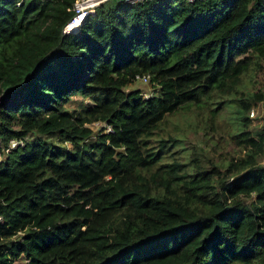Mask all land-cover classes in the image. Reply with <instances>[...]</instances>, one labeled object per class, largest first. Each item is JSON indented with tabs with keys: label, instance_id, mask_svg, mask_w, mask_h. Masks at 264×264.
<instances>
[{
	"label": "trees",
	"instance_id": "1",
	"mask_svg": "<svg viewBox=\"0 0 264 264\" xmlns=\"http://www.w3.org/2000/svg\"><path fill=\"white\" fill-rule=\"evenodd\" d=\"M75 2L0 0V264H264V90L233 101L244 154L222 168L151 145L167 115L255 86L264 0H107L65 34ZM144 74L150 98L127 91ZM52 134L74 147L33 140Z\"/></svg>",
	"mask_w": 264,
	"mask_h": 264
},
{
	"label": "rangeland",
	"instance_id": "2",
	"mask_svg": "<svg viewBox=\"0 0 264 264\" xmlns=\"http://www.w3.org/2000/svg\"><path fill=\"white\" fill-rule=\"evenodd\" d=\"M253 83L249 74L245 76L243 83L239 86L238 93L229 96L217 95L202 106L193 105L189 109H180L167 115L158 124L155 137L151 141V145L157 147L161 138L168 140L162 152V162L183 160L189 164V170L210 169L215 165L222 168L230 159L243 155L244 152L236 139L240 132L239 119L241 120L243 113H237L234 102H239L242 97H249V93L258 88L264 90V69L258 74L255 86ZM127 91L157 93L158 88L154 83L137 80L128 86ZM220 101L222 102L221 109L216 115L212 114V109L217 107V102ZM249 116L251 124L248 130L258 134L264 132V100L252 104ZM92 125L96 129L99 127V124L93 123ZM257 133L254 134L256 137H258ZM39 138L54 146L70 149L74 147L73 143L63 142L56 134L36 135L33 140ZM95 140L91 139L90 141L94 142ZM4 158L0 157L1 160ZM262 163L264 164V158ZM254 198L255 195L243 196L245 202H250Z\"/></svg>",
	"mask_w": 264,
	"mask_h": 264
},
{
	"label": "built area",
	"instance_id": "3",
	"mask_svg": "<svg viewBox=\"0 0 264 264\" xmlns=\"http://www.w3.org/2000/svg\"><path fill=\"white\" fill-rule=\"evenodd\" d=\"M107 0H76V2L74 3V11L75 14L73 15V17L71 18V20L65 25L63 32L65 34H71L72 32H74L75 30H77L79 27L82 26L83 22L85 21V19L92 14V10L98 6L99 4L105 2ZM127 2H136L139 0H125ZM189 1H195V0H189ZM150 75L149 74H144L142 76H138V80L143 81V82H149L150 80ZM154 92L151 93H142V96L144 98H150L152 96H154ZM93 123L88 124V126L93 128ZM94 124H99L98 129L93 128L95 131L101 130L105 124L101 121H97L94 122ZM107 127V132L111 131V127L110 126H106ZM31 138H26V139H15L12 140L10 143L9 148L7 149V152H9L11 149L19 147V146H24L26 141H28ZM1 219V217H0ZM22 234V233H20Z\"/></svg>",
	"mask_w": 264,
	"mask_h": 264
},
{
	"label": "water",
	"instance_id": "4",
	"mask_svg": "<svg viewBox=\"0 0 264 264\" xmlns=\"http://www.w3.org/2000/svg\"><path fill=\"white\" fill-rule=\"evenodd\" d=\"M116 1H125V0H116Z\"/></svg>",
	"mask_w": 264,
	"mask_h": 264
},
{
	"label": "bare ground",
	"instance_id": "5",
	"mask_svg": "<svg viewBox=\"0 0 264 264\" xmlns=\"http://www.w3.org/2000/svg\"><path fill=\"white\" fill-rule=\"evenodd\" d=\"M99 1V0H98Z\"/></svg>",
	"mask_w": 264,
	"mask_h": 264
}]
</instances>
